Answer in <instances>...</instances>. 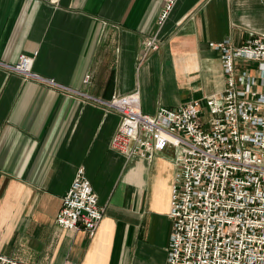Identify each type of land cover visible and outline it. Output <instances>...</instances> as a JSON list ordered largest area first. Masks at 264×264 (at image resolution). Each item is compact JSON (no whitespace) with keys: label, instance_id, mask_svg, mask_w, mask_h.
Returning <instances> with one entry per match:
<instances>
[{"label":"crops","instance_id":"1","mask_svg":"<svg viewBox=\"0 0 264 264\" xmlns=\"http://www.w3.org/2000/svg\"><path fill=\"white\" fill-rule=\"evenodd\" d=\"M168 2L0 0V254L27 264H167L178 151L151 160L111 151L120 116L94 99L138 92L147 115L192 101L207 108L226 89L211 43L264 38L263 0H175L160 24ZM154 36L160 47L146 53ZM21 55L77 94L9 70ZM80 168L105 209L93 238L56 223Z\"/></svg>","mask_w":264,"mask_h":264},{"label":"built area","instance_id":"2","mask_svg":"<svg viewBox=\"0 0 264 264\" xmlns=\"http://www.w3.org/2000/svg\"><path fill=\"white\" fill-rule=\"evenodd\" d=\"M168 1L160 24L175 2ZM143 46L146 53L160 47L156 36ZM210 48L221 54L226 89L207 99V108L192 101L147 115L138 92L94 101L120 116L111 151L148 160L168 147L178 151L167 264H264V38H248L239 48L213 42ZM35 60L21 55L17 64L6 67L25 80L77 94L36 74ZM104 217L80 168L62 198L56 223L93 238ZM0 264L27 263L0 254Z\"/></svg>","mask_w":264,"mask_h":264}]
</instances>
